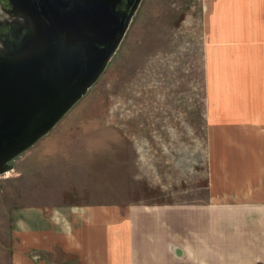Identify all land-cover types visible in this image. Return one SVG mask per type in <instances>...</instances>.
<instances>
[{"label": "rangeland", "instance_id": "rangeland-1", "mask_svg": "<svg viewBox=\"0 0 264 264\" xmlns=\"http://www.w3.org/2000/svg\"><path fill=\"white\" fill-rule=\"evenodd\" d=\"M219 1L142 0L97 82L0 175V264H195L184 210L206 198V99L229 83L208 58L249 18Z\"/></svg>", "mask_w": 264, "mask_h": 264}, {"label": "crops", "instance_id": "crops-1", "mask_svg": "<svg viewBox=\"0 0 264 264\" xmlns=\"http://www.w3.org/2000/svg\"><path fill=\"white\" fill-rule=\"evenodd\" d=\"M226 2L248 9L249 18L233 17L239 30L230 50L214 49L208 58L212 66L216 56L220 80L229 83L223 97L206 99L207 193L185 207L195 238L184 253L195 264H264V0Z\"/></svg>", "mask_w": 264, "mask_h": 264}, {"label": "water", "instance_id": "water-1", "mask_svg": "<svg viewBox=\"0 0 264 264\" xmlns=\"http://www.w3.org/2000/svg\"><path fill=\"white\" fill-rule=\"evenodd\" d=\"M90 1L82 0L71 12L59 10L56 26L35 19L33 26L20 28L17 42L0 49V175L12 170L11 161L48 134L97 82L139 2L116 22V30L118 16H103L108 4L94 0L90 6ZM81 41L84 49L69 51Z\"/></svg>", "mask_w": 264, "mask_h": 264}, {"label": "flooded vegetation", "instance_id": "flooded-vegetation-1", "mask_svg": "<svg viewBox=\"0 0 264 264\" xmlns=\"http://www.w3.org/2000/svg\"><path fill=\"white\" fill-rule=\"evenodd\" d=\"M136 0H99V4L106 7L108 4V16L116 14L118 17L113 23L112 28H119L117 21L124 19L134 8ZM142 0L136 5V10L129 20V24L133 21ZM83 3L82 0H0V49L5 45L11 46L17 39L22 36L21 27L33 26V21L45 23L46 25L56 26L59 22V10L62 13L71 12L77 4ZM85 3V2H84ZM90 6L94 4L91 0ZM105 4V5H104ZM102 9V8H101ZM128 30V29H127ZM90 35H94L89 31ZM86 42L81 41L69 47V51L80 47L84 49Z\"/></svg>", "mask_w": 264, "mask_h": 264}]
</instances>
